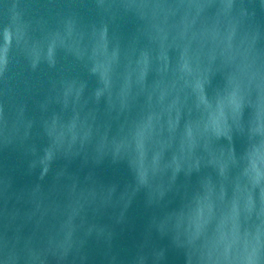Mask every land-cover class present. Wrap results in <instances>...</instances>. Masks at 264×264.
Listing matches in <instances>:
<instances>
[{
    "label": "water",
    "instance_id": "water-1",
    "mask_svg": "<svg viewBox=\"0 0 264 264\" xmlns=\"http://www.w3.org/2000/svg\"><path fill=\"white\" fill-rule=\"evenodd\" d=\"M0 264H264V0H0Z\"/></svg>",
    "mask_w": 264,
    "mask_h": 264
}]
</instances>
